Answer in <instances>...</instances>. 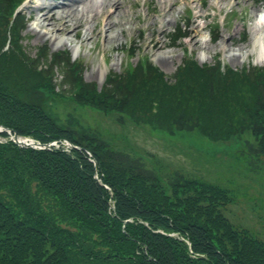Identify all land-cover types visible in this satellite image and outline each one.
<instances>
[{"label": "trees", "instance_id": "obj_1", "mask_svg": "<svg viewBox=\"0 0 264 264\" xmlns=\"http://www.w3.org/2000/svg\"><path fill=\"white\" fill-rule=\"evenodd\" d=\"M18 1L0 0V123L43 143L67 138L80 148L0 141V264H264V245L244 240L223 214L202 221L193 212L202 202L212 210L209 197L224 194L215 184L180 171L163 182L140 157L59 124L48 107L54 95L76 100L98 91L117 110L143 113L139 121L152 122L148 107L156 104L155 122L213 140L250 130L254 141L246 139L241 154L257 166L264 158V67L227 75L220 61L200 67L185 59L168 77L140 61L130 78L110 72L99 91L69 52H27ZM8 31L11 46L2 51Z\"/></svg>", "mask_w": 264, "mask_h": 264}, {"label": "rangeland", "instance_id": "obj_2", "mask_svg": "<svg viewBox=\"0 0 264 264\" xmlns=\"http://www.w3.org/2000/svg\"><path fill=\"white\" fill-rule=\"evenodd\" d=\"M165 1L163 4L161 0H123L121 11H125L133 23L123 25L125 30L122 36L119 35L120 39L107 42L103 34L95 33L82 42L81 38L73 36L75 29L72 26L69 31L61 32L51 28L45 36H38L40 29L33 28L34 6L49 0H25L18 7L27 19L20 37L27 52L33 56L39 47L45 46L50 51L69 52L82 70L84 80L96 83L99 91L110 72L128 76L140 61L151 62L168 77L184 65L185 59L197 62L200 67L220 61L223 72L233 69L240 75L252 67H264V63L255 62V54L244 59L234 54L249 40V28L254 22L253 9L264 7V0H222L218 3L215 0H175L173 5L171 0ZM172 19L175 23H167ZM153 28L157 30L155 36L161 39L160 45H165L149 49L143 46L142 36L148 37ZM190 29L194 31L188 32ZM85 30L86 26L77 28L83 38ZM118 30L117 26L113 32ZM193 33L199 41L190 40ZM9 37L10 32L2 51L11 46ZM204 42L211 47L204 49ZM17 55L23 57L20 52ZM162 57L167 61L159 64ZM99 69L107 72L100 74ZM83 95L76 100L54 95L53 100L48 101L49 113L63 126L84 131L96 139H106L114 148L126 149L140 157L158 172L163 182L168 174L180 171L193 179L215 184L224 194L213 193L209 197L214 204L212 210H207L206 202H202L191 204L193 212L198 213L202 221L221 213L242 230L248 243L264 245V158L253 166L249 164L251 156L241 154L245 140L254 141L253 132L246 130L229 139L213 140L198 129L179 130L173 125L162 124L160 120L155 122L156 104L148 107L152 122L139 121L143 113L134 116L127 108L117 110L112 107L117 104L101 92L86 91ZM4 139L0 136V140ZM200 190L201 193L207 192L204 188ZM166 201L172 206L178 204L172 196H167ZM180 203L192 210L190 203Z\"/></svg>", "mask_w": 264, "mask_h": 264}, {"label": "bare ground", "instance_id": "obj_3", "mask_svg": "<svg viewBox=\"0 0 264 264\" xmlns=\"http://www.w3.org/2000/svg\"><path fill=\"white\" fill-rule=\"evenodd\" d=\"M164 4L165 0H161ZM222 0H215L219 2ZM175 0H171V4H175ZM123 0H49V2H38L34 7L36 11L35 25L33 28L40 29L39 35L45 36L50 29L58 31H69L72 26L75 29L73 36L81 38L82 42L91 34L95 33L103 34L107 42L117 41L120 39L119 35L122 36L125 28L124 24H132L133 20L127 18L125 11L122 13ZM122 13V14H121ZM254 22L250 25L249 32L250 38L237 49L234 53L241 57L248 58L250 55L255 54L256 63H264V7L260 9H253ZM122 15L123 18L120 17ZM129 16V15H128ZM127 18V20L125 19ZM155 22V21H153ZM167 23H175V19L169 20ZM61 25V26H60ZM86 26L84 38L80 36L77 31L78 27ZM119 27V30L113 32L115 27ZM44 29V30H43ZM131 29V26L129 27ZM43 30V31H42ZM194 31L190 29L188 32ZM160 34L163 32L159 31ZM157 30L151 29L150 34L142 36L143 46L152 47L153 49L164 46L163 43L160 45L161 39L155 36ZM179 34V33H178ZM196 33H193L190 40L199 41L195 38ZM92 38V37H91ZM204 42V49L210 48L211 46ZM208 44V45H207ZM226 45V44H225ZM224 47L227 50V47ZM201 56H204L201 54ZM167 60L162 57L158 62L163 64ZM100 74L106 73V69H99Z\"/></svg>", "mask_w": 264, "mask_h": 264}]
</instances>
